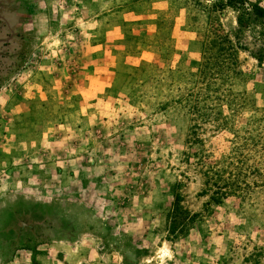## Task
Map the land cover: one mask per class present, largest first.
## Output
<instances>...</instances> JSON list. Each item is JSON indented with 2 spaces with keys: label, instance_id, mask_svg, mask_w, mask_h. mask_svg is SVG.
Here are the masks:
<instances>
[{
  "label": "rangeland",
  "instance_id": "obj_1",
  "mask_svg": "<svg viewBox=\"0 0 264 264\" xmlns=\"http://www.w3.org/2000/svg\"><path fill=\"white\" fill-rule=\"evenodd\" d=\"M0 264H264V0H0Z\"/></svg>",
  "mask_w": 264,
  "mask_h": 264
},
{
  "label": "trees",
  "instance_id": "obj_2",
  "mask_svg": "<svg viewBox=\"0 0 264 264\" xmlns=\"http://www.w3.org/2000/svg\"><path fill=\"white\" fill-rule=\"evenodd\" d=\"M215 200L220 199L224 194L221 192L213 193ZM194 217L180 210L174 204L166 215L167 232L169 235L186 232L193 224Z\"/></svg>",
  "mask_w": 264,
  "mask_h": 264
},
{
  "label": "crops",
  "instance_id": "obj_3",
  "mask_svg": "<svg viewBox=\"0 0 264 264\" xmlns=\"http://www.w3.org/2000/svg\"><path fill=\"white\" fill-rule=\"evenodd\" d=\"M11 42H12V41H10V47H11V45H12V47H13L15 44H11Z\"/></svg>",
  "mask_w": 264,
  "mask_h": 264
}]
</instances>
